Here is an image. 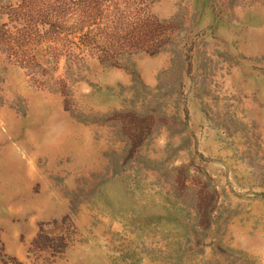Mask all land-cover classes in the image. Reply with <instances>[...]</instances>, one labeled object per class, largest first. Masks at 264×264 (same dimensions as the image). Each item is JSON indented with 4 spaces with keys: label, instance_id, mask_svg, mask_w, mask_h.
Returning <instances> with one entry per match:
<instances>
[{
    "label": "rangeland",
    "instance_id": "obj_1",
    "mask_svg": "<svg viewBox=\"0 0 264 264\" xmlns=\"http://www.w3.org/2000/svg\"><path fill=\"white\" fill-rule=\"evenodd\" d=\"M0 264H264V0H0Z\"/></svg>",
    "mask_w": 264,
    "mask_h": 264
}]
</instances>
